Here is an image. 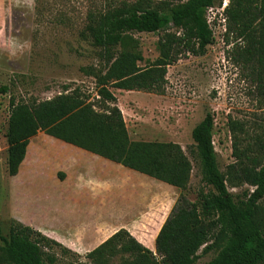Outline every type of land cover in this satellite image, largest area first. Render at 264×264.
I'll return each instance as SVG.
<instances>
[{"label":"trees","instance_id":"trees-1","mask_svg":"<svg viewBox=\"0 0 264 264\" xmlns=\"http://www.w3.org/2000/svg\"><path fill=\"white\" fill-rule=\"evenodd\" d=\"M217 0L178 1L155 6L151 0L122 2L90 11L80 37L101 50L103 66L85 70L96 83L97 109L80 89L51 100L19 101L12 87L0 85V97L10 95L6 139L7 172L19 174L30 141L39 133L83 149L179 190L180 195L156 239V253L121 230L87 254L95 264H194L200 249L218 226L229 223L228 237L207 264H264V231L259 216L264 200V127H250L229 118L234 162L223 174L214 147L211 113L192 131L191 155L200 163L202 182L211 187L197 202L187 198L193 165L179 144L133 141L111 89L165 95L169 67L187 56H204L214 41L207 12ZM229 25L248 40V60L264 96V0H241L228 14ZM174 28V32H168ZM164 32L158 57L145 60L130 34ZM62 178V177H61ZM228 185L246 190L235 200ZM214 216V217H213ZM0 264H56V249L73 253L32 227L14 221L8 235L0 222Z\"/></svg>","mask_w":264,"mask_h":264},{"label":"rangeland","instance_id":"rangeland-1","mask_svg":"<svg viewBox=\"0 0 264 264\" xmlns=\"http://www.w3.org/2000/svg\"><path fill=\"white\" fill-rule=\"evenodd\" d=\"M134 1L0 0V85L13 86L12 94L24 102L51 100L69 88L80 89L96 104L95 79L85 70L103 66L101 50L84 41L80 33L90 11ZM151 1L155 6L164 3L171 6L180 0ZM240 1L217 0L208 9V23L215 41L204 56H187L169 67L165 95L111 89L133 141L173 142L182 147L193 165L187 192L191 202H197L201 192L212 191L202 182L200 163L190 153L194 145L192 131L206 114L211 113L215 119L213 141L223 174L234 162L229 118L250 127H264L263 89L248 60L243 58L248 40L236 34L228 20L229 12ZM174 31V28L168 30ZM164 34L130 36L138 42L145 60L154 61ZM9 98L10 95L0 97V222L5 235L9 234L12 223L21 219L31 227L51 225V219L47 220L42 211V208L50 211L41 203L47 193L35 191L31 183L51 181L58 169L53 159V153L57 154L54 139L39 133L30 141L19 174L13 178L8 175ZM250 189L247 185L238 188L228 185L235 200ZM160 193L157 189L156 194ZM259 216L264 231V200L260 203ZM228 229L227 221L218 226L210 242L198 252L194 264H207L217 256L227 240ZM35 230L45 235L40 229ZM55 252L56 264H95L84 255L63 254L59 249ZM109 264H121V257Z\"/></svg>","mask_w":264,"mask_h":264},{"label":"crops","instance_id":"crops-1","mask_svg":"<svg viewBox=\"0 0 264 264\" xmlns=\"http://www.w3.org/2000/svg\"><path fill=\"white\" fill-rule=\"evenodd\" d=\"M52 139L57 150V154L52 152L57 173L51 181L31 183L35 191L47 193L41 203L50 208L42 211L47 220L51 219V225L32 228L81 256H87L121 230L156 253L157 236L179 198V190ZM157 189L162 193L156 194ZM163 194L167 195L161 198ZM19 223L27 226L22 219Z\"/></svg>","mask_w":264,"mask_h":264}]
</instances>
